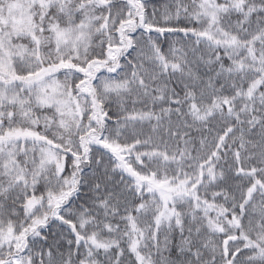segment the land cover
<instances>
[{"label":"snow or ice","instance_id":"6c2138e0","mask_svg":"<svg viewBox=\"0 0 264 264\" xmlns=\"http://www.w3.org/2000/svg\"><path fill=\"white\" fill-rule=\"evenodd\" d=\"M0 264H264V0H0Z\"/></svg>","mask_w":264,"mask_h":264},{"label":"trees","instance_id":"16d2710c","mask_svg":"<svg viewBox=\"0 0 264 264\" xmlns=\"http://www.w3.org/2000/svg\"><path fill=\"white\" fill-rule=\"evenodd\" d=\"M156 2H157L158 4H163V3L167 2V0H156Z\"/></svg>","mask_w":264,"mask_h":264}]
</instances>
